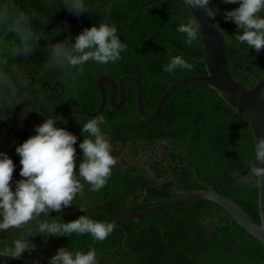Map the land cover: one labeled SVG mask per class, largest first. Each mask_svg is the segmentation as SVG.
<instances>
[{
    "label": "trees",
    "instance_id": "obj_1",
    "mask_svg": "<svg viewBox=\"0 0 264 264\" xmlns=\"http://www.w3.org/2000/svg\"><path fill=\"white\" fill-rule=\"evenodd\" d=\"M206 1L229 39L231 74L252 86L264 75V0ZM202 54L184 0H0V188L14 185L25 197L9 198L34 212L42 196L135 211L181 195L170 172L258 223L251 130L206 83L176 88L152 120L139 117L131 81L119 107L105 81L97 115L66 110L98 107L91 76L131 74L151 112L170 84L205 72ZM2 201L0 233L9 230ZM6 207L14 228L0 237V264H264V244L207 199L137 220L96 209L57 215L44 201L28 222L25 206Z\"/></svg>",
    "mask_w": 264,
    "mask_h": 264
},
{
    "label": "water",
    "instance_id": "obj_2",
    "mask_svg": "<svg viewBox=\"0 0 264 264\" xmlns=\"http://www.w3.org/2000/svg\"><path fill=\"white\" fill-rule=\"evenodd\" d=\"M188 12L195 24L198 36L201 40L203 54L199 58L204 63L205 72L183 77L170 84L160 95L153 111L146 112L142 104V88L137 77L131 74H124L117 80L109 75H101L97 78L91 76L92 82L101 93L100 103L93 111L66 109L69 112H80L85 115H97L105 104L106 94L103 89L104 82L111 85V92L108 102L112 107L122 105L125 93V81H131L135 87V108L140 118L145 120L155 119L161 112L167 97L178 87L191 83L203 82L212 88L216 94L224 100L235 112H237L246 122L251 130L256 152V178H253L257 188V211L259 221L255 222L238 204L229 197L214 190L212 187L185 190L182 185L169 172V180L181 194L179 197L169 199L160 203H155L140 210L128 211L107 204L106 200L100 203H83L73 207L64 208L50 196H42L37 203V211L31 216L33 207L24 200L6 199L1 202L2 218L9 225V230L0 233V237L6 236L13 231L14 223L8 217L6 203H18L26 206L24 214L26 221H34L42 211L44 201L50 202L57 210V215L71 216L77 211L96 209L114 214L128 220H137L152 213L173 209L187 203L207 199L213 201L224 208L230 216L242 226L249 234L256 237L264 244V75L257 79L252 86L239 83L231 74L228 67L226 43L229 42L223 32L219 20L214 16L206 0H184ZM56 83L60 82H55ZM50 86L48 82H45ZM54 85L51 87L53 88ZM61 85V84H60ZM119 94L118 99L115 97ZM57 106H55V112ZM54 116V115H53Z\"/></svg>",
    "mask_w": 264,
    "mask_h": 264
},
{
    "label": "flooded vegetation",
    "instance_id": "obj_3",
    "mask_svg": "<svg viewBox=\"0 0 264 264\" xmlns=\"http://www.w3.org/2000/svg\"><path fill=\"white\" fill-rule=\"evenodd\" d=\"M16 196L19 197V198L20 197H25V195L22 192L14 191V185L10 184V185L4 187L3 189L0 188V199L6 200V199H10L9 197H16ZM18 200H22V199H18ZM34 214H35V212H34V208H33V212L31 214V216L34 215Z\"/></svg>",
    "mask_w": 264,
    "mask_h": 264
},
{
    "label": "rangeland",
    "instance_id": "obj_4",
    "mask_svg": "<svg viewBox=\"0 0 264 264\" xmlns=\"http://www.w3.org/2000/svg\"><path fill=\"white\" fill-rule=\"evenodd\" d=\"M10 203H12V202H10ZM14 204H18V203H14ZM22 205V204H21ZM24 206V205H23ZM26 207V206H25ZM8 209V208H7ZM26 210H27V208H26ZM3 211V210H2ZM9 212V211H8ZM26 212V211H25ZM36 213V212H35Z\"/></svg>",
    "mask_w": 264,
    "mask_h": 264
}]
</instances>
